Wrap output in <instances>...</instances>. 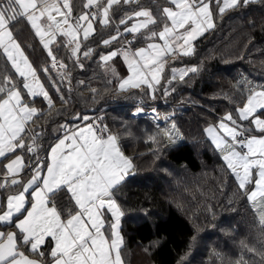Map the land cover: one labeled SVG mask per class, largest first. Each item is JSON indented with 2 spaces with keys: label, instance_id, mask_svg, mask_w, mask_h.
<instances>
[{
  "label": "snow or ice",
  "instance_id": "snow-or-ice-1",
  "mask_svg": "<svg viewBox=\"0 0 264 264\" xmlns=\"http://www.w3.org/2000/svg\"><path fill=\"white\" fill-rule=\"evenodd\" d=\"M248 2L165 0L154 12L134 8L140 0H83L77 12L73 0H0V58L12 69L11 74L0 72V264H124V212L115 195L133 174L134 164L118 136L106 124L83 123L87 117L76 116L82 123L61 125L62 135L47 155L39 154L41 132L32 127L43 116L35 106L37 98L51 108V86L64 99L52 70L61 82L67 78L71 90L68 64L57 51L67 50L71 63L83 68L81 57L93 55L86 42L97 26L113 29L100 41L105 47L130 36L100 59L114 73L108 62L121 57L129 75L119 89L146 88L154 99L168 59L193 53V42L215 26L214 11L223 15ZM20 22L30 26L47 51L49 66L39 70L47 85L15 39ZM189 71L197 68H173L168 83L177 73L184 81ZM154 118L160 120L159 115ZM174 130V122L171 128L158 125L151 139L157 142L162 133L175 142ZM207 132L264 231V87L248 88L235 115L225 114ZM59 194L67 204L57 202ZM244 247L264 259V250Z\"/></svg>",
  "mask_w": 264,
  "mask_h": 264
},
{
  "label": "trees",
  "instance_id": "trees-1",
  "mask_svg": "<svg viewBox=\"0 0 264 264\" xmlns=\"http://www.w3.org/2000/svg\"><path fill=\"white\" fill-rule=\"evenodd\" d=\"M157 4L164 6L165 0H140L133 7L155 12ZM212 7L215 10V4ZM119 15L117 12V18ZM214 23L195 41L191 55L169 63V70L189 66L197 71L190 72L184 81H172L167 97L160 90L169 71L163 73L155 99L146 94V88L119 89V81L127 74L120 57L109 61L116 63L117 78L106 73L110 71H101L100 54L131 37L122 36L111 48L105 47L100 41L113 29L97 26L96 34L86 42L94 52L90 58L81 57L83 68L71 63L67 50L57 51L70 73L71 90L67 78L61 82L52 71L64 99L51 86V108L37 98L35 106L43 110V116L32 127L41 132L40 155L45 156L48 146L61 134V125H73L76 116L102 114L104 124L118 136L123 152L133 161V174L115 195L124 212L121 232L125 264H264L259 254L244 247L264 250V231L256 213L205 136L208 125H216L229 112L235 115L248 88L264 87V0L238 5L223 15L214 11ZM17 33L28 34L25 27ZM25 49L47 85V78L39 70L49 66L50 59L33 43L25 42ZM9 70L0 60V72L11 74ZM148 106H157L174 120L183 137L179 145L170 146L162 133L153 142L151 137L158 127L143 113L150 110ZM137 108H142V113L132 115ZM208 167L214 170L211 181H206ZM201 174L193 182L192 177ZM182 191L193 194L191 202L200 206V229L189 220L196 217L194 211L185 217L183 207L188 201L182 198ZM61 196H57V202L67 204ZM220 206L222 214L217 211Z\"/></svg>",
  "mask_w": 264,
  "mask_h": 264
},
{
  "label": "rangeland",
  "instance_id": "rangeland-1",
  "mask_svg": "<svg viewBox=\"0 0 264 264\" xmlns=\"http://www.w3.org/2000/svg\"><path fill=\"white\" fill-rule=\"evenodd\" d=\"M199 37H200V36H199ZM176 58H178V57H176ZM176 58H173V59H171V60H168L167 65H166V68H165V71H169V78L166 80V83H165V85L161 88L160 92H163V96H166V97H167L168 94H167V95L164 94V93H165V89H166V88L168 89V86H169L168 81H169V80L171 79V77H172L168 65H169V63H171L172 61H174V59H176ZM100 60H101V59H100ZM101 62H102V65H101V71H110V72H106V73H107V74L111 73V75H114V77L117 78L116 74H114L113 71H112L111 69H106V68H105V66H104V62H103L102 60H101ZM108 63H109V62H108ZM114 64H116V63H114L113 61L109 63V65L111 66V68L114 69V71H117V67H116ZM190 68H192V67L184 66V67H178L177 69H178V70H186V69H190ZM172 69H173V68H172ZM172 69H171V71H172ZM52 71H54L56 74H58V71H57V70L54 69V70H52ZM94 71H96V70H94ZM188 73H190V72H188ZM118 75H119V74H118ZM177 79H179V77H177ZM119 82H120V81H119ZM161 83H162V81H161ZM119 84H120V83H119ZM162 89H163V90H162ZM160 92H159V93H160ZM169 93H170V92H169ZM156 97H158V96H155V98H156ZM155 98H154V99H155ZM151 100H152V98H151ZM152 101H153V100H152ZM149 106H150V105H149ZM149 106H148V108H149ZM137 109H142V108H137ZM137 109H135L134 111L137 112ZM149 109H150V110H145L144 113L150 116V117H148V118L150 119L151 122H153V123L155 124L156 127H158V125H160V126H163V127L171 128L172 123L174 122V120H170V118L167 117V116H168L167 112L162 111V110H158V107H157V106H155V107H150ZM153 110H155V111H153ZM151 111L154 112V113L159 114L160 117L162 118V121H161V122H157L156 120H154V119H153L154 117H152V112H151ZM140 113H142V112H140ZM223 117H224V116H223ZM223 117H222V118H223ZM166 118H167V119H166ZM222 118H220V120H221ZM174 124H175V130H174L175 142H172V141L168 140L167 138H165L166 143H168L170 146H176V145H179V144L183 141V137H182V134L180 133V130H179L178 127L176 126V123H175V122H174ZM217 125H218V123H217L216 125H208V126L205 128V134H206L205 136H206V138L209 140V142L211 143V146H212L213 150L216 152V154H217V156L219 157V159L223 162V160H222V158H221V153H219V152L215 149V146H214V144H213L212 141H211V137L209 136V134H208V132H207V129H208L209 127H214V126H217ZM223 163H224V162H223ZM205 170H206V172H207V174H206V176H207L206 181H211V173L214 172L213 168L208 167V168H206ZM201 176H202V174H201L200 176L192 177L193 182H194L197 178H199V177L201 178ZM233 178H234V176H233ZM234 180H235L236 183H238V182L236 181L235 178H234ZM181 196H182L183 199H185V201H188V202H186V206L183 207V212L185 213V217L189 215V214H188L189 212L194 211V212L196 213V217H195V218H190V217H189V218H190L189 220H194V221L198 224V229H200V226H201V224H200L201 214H200L199 211H198V208L200 207L199 204H198V206H196L195 204H193V203L191 202L192 199H194L193 194H189V195H187L185 191H184V192L182 191V192H181ZM191 198H192V199H191ZM194 203H196V201H195ZM213 203L215 204L216 202L213 201ZM214 204H213V205H214ZM213 205H211V206H206V207H207V208H210V207H213ZM200 209H201V208H200ZM217 211H218L219 214H222V213H223L222 206L218 207V208H217ZM256 217L258 218L257 215H256ZM208 228L210 229L211 227L208 226ZM199 231H200V230H199ZM147 251H148V250H146V254H147ZM145 258H146V257H145Z\"/></svg>",
  "mask_w": 264,
  "mask_h": 264
},
{
  "label": "crops",
  "instance_id": "crops-1",
  "mask_svg": "<svg viewBox=\"0 0 264 264\" xmlns=\"http://www.w3.org/2000/svg\"><path fill=\"white\" fill-rule=\"evenodd\" d=\"M249 1H254V0H249ZM73 3L75 4V6H76V11L77 12H79V11H81L82 10V3H83V0H73ZM22 27H25L26 29H27V35L26 36H23L21 33H20V35H18V33H17V31H19ZM206 32V31H205ZM204 32V33H205ZM14 36H15V39L17 40V42L21 45V47H22V49L24 50V52H25V54L28 56V54H27V52L25 51L26 49H25V42L26 43H33V44H35L38 48H39V50L41 49L43 52H44V54L46 55V57H47V59L49 60L50 58L48 57V55H47V51L43 48V46L40 44V42H39V39L37 38V37H35V35H34V33H33V31H32V29L30 28V26L26 23V22H20V23H18L17 24V26L15 27V29H14ZM202 36V35H201ZM200 36V37H201ZM200 37H198V38H200ZM197 38V39H198ZM196 39V40H197ZM126 40V39H125ZM125 40H123V42L122 41H120V45L117 47V48H120V47H122L123 45H124V43H125ZM195 40V41H196ZM195 41L193 42V43H195ZM142 46V45H141ZM54 47V46H53ZM114 49H116V48H114ZM28 58H29V60L31 61V63L33 64V66L35 67V64L32 62V60L30 59V57L28 56ZM173 58H176V57H172V58H170V59H168V60H171V59H173ZM120 59L122 60V58L120 57ZM0 60L2 61V63L3 64H5L6 62H5V60L3 59V58H0ZM5 62V63H4ZM123 62V61H122ZM125 65V64H124ZM7 66L9 67V69L11 70V72H12V69H11V67H10V65L9 64H7ZM125 67H126V65H125ZM36 68V67H35ZM166 68V67H165ZM127 69V68H126ZM172 69V68H171ZM171 69H170V73H171V76H172V71H171ZM177 69V68H176ZM9 70V71H10ZM165 72V71H164ZM190 72V71H189ZM9 73V72H8ZM39 74V73H38ZM189 74V73H188ZM129 75V73L127 72V74H126V76L124 77V78H126L127 76ZM163 76V75H162ZM177 77H179V75H178V73H177ZM124 78H122V79H124ZM122 79L120 80V82L122 81ZM162 80V79H161ZM119 82V83H120ZM156 90H158L157 89V86H156ZM125 91V90H124ZM82 117H87V120L86 121H83V123H90L89 121H90V119H91V116L90 115H85V116H82ZM75 119V118H74ZM75 122H74V124L73 125H70V126H72V127H74L75 125H77V124H81L82 123V121H80V120H74ZM62 132H63V130L61 131V134L60 135H62ZM59 135V136H60ZM206 135V134H205ZM58 137V136H57ZM57 139V138H56ZM56 139L48 146V148L53 144V143H55V141H56ZM120 144V143H119ZM48 148H47V150H48ZM122 149V148H121ZM123 151V150H122ZM125 154V153H124ZM47 155V151H46V153H45V156ZM125 156H127L126 154H125ZM128 158H130L129 156H127ZM131 159V158H130ZM0 167H2V165H0ZM60 195H62V194H60ZM123 218V217H122ZM122 221V220H121ZM124 260V259H123ZM124 264H125V262H124Z\"/></svg>",
  "mask_w": 264,
  "mask_h": 264
},
{
  "label": "built area",
  "instance_id": "built-area-1",
  "mask_svg": "<svg viewBox=\"0 0 264 264\" xmlns=\"http://www.w3.org/2000/svg\"><path fill=\"white\" fill-rule=\"evenodd\" d=\"M140 112H142V111H140ZM140 112H139V113H140ZM151 112H152V111H151ZM132 115H137V112H136V111H133V112H132ZM157 115H159V114L152 112V117H155V116H157ZM159 117H160V115H159ZM153 119L156 120L155 118H153ZM96 121H98L99 123H103V124H104V118H103V115H102V114H95V115H92V116H91L90 123H91V122H96ZM156 121H157V120H156ZM161 121H162V118L160 117V120L157 121V122H161ZM40 156H41V158L44 157V155H40Z\"/></svg>",
  "mask_w": 264,
  "mask_h": 264
}]
</instances>
